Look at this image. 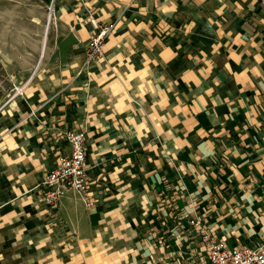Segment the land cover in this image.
<instances>
[{"label":"crops","instance_id":"1","mask_svg":"<svg viewBox=\"0 0 264 264\" xmlns=\"http://www.w3.org/2000/svg\"><path fill=\"white\" fill-rule=\"evenodd\" d=\"M12 1L0 64L28 83L0 108L8 224L63 264H190L204 253L190 219L227 249L264 244V0H56L48 25L50 0ZM68 130L84 132L94 210L72 190L42 201Z\"/></svg>","mask_w":264,"mask_h":264},{"label":"built area","instance_id":"2","mask_svg":"<svg viewBox=\"0 0 264 264\" xmlns=\"http://www.w3.org/2000/svg\"><path fill=\"white\" fill-rule=\"evenodd\" d=\"M50 0L46 6L47 25L55 21L54 3ZM114 24L97 27V31L92 34L85 43L84 65L89 66L99 60L103 52V45L108 35L114 29ZM14 98L16 95L24 94L23 87L13 86L10 91ZM61 138L69 146L67 154L59 156L55 164L48 168L42 183V201L48 206L55 207L65 191L72 190L77 198L81 200L87 210L95 209L96 200L92 198L89 191V175L85 166V137L81 130H68L62 133ZM189 224L197 229V234L202 246L203 255L190 261V264H264V244L257 246H236L227 249L222 242H217L211 235L210 230L202 225L199 219H190Z\"/></svg>","mask_w":264,"mask_h":264},{"label":"rangeland","instance_id":"3","mask_svg":"<svg viewBox=\"0 0 264 264\" xmlns=\"http://www.w3.org/2000/svg\"><path fill=\"white\" fill-rule=\"evenodd\" d=\"M13 3H15V1L0 0V46L8 49L9 54L11 53L10 49L16 44L18 36V32L14 30L13 18H11L13 14L11 6ZM52 32H55L54 25L49 27V39ZM9 69L12 68L9 67ZM15 74L16 72H13V74L9 73L10 78L5 68L0 64V108L2 106L5 108L7 103H13L14 100L22 98L27 93L26 87L28 79L24 81L17 80L15 77H12L15 76ZM14 84L22 86L24 94L22 96L16 95L14 98L10 99L12 96L10 91ZM14 182L15 178L13 177V172L6 169L4 165L0 163V264H63L66 257L69 256L68 251H62L63 249L61 247H50L45 249L34 247L37 243L35 239L32 243L27 241L15 227L6 222L2 201L12 194L10 190ZM81 256H84L85 260L88 262V252H82L80 257ZM95 263L96 259L90 260V264Z\"/></svg>","mask_w":264,"mask_h":264},{"label":"bare ground","instance_id":"4","mask_svg":"<svg viewBox=\"0 0 264 264\" xmlns=\"http://www.w3.org/2000/svg\"><path fill=\"white\" fill-rule=\"evenodd\" d=\"M44 32H43V37H42V41H41V45H42V50H41V52L43 53V51H44V40H45V38H46V35H47V32H48V29H47V27H44Z\"/></svg>","mask_w":264,"mask_h":264}]
</instances>
